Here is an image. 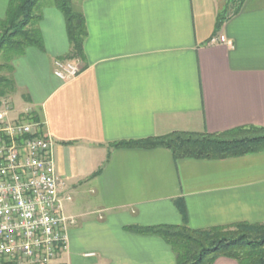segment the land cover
<instances>
[{
    "label": "crops",
    "instance_id": "1",
    "mask_svg": "<svg viewBox=\"0 0 264 264\" xmlns=\"http://www.w3.org/2000/svg\"><path fill=\"white\" fill-rule=\"evenodd\" d=\"M10 0H0V18ZM227 0H84L80 73L62 82L53 63L69 51L62 14L41 10L43 51L12 62L15 89L52 141L63 213L76 223L51 264H175L157 236L126 227L203 230L264 224V152L175 161L165 149L111 143L173 132L264 127V0H242L215 32ZM219 37L225 43H213ZM23 93V92H22ZM24 97V95H22ZM212 264H237L218 258Z\"/></svg>",
    "mask_w": 264,
    "mask_h": 264
},
{
    "label": "trees",
    "instance_id": "2",
    "mask_svg": "<svg viewBox=\"0 0 264 264\" xmlns=\"http://www.w3.org/2000/svg\"><path fill=\"white\" fill-rule=\"evenodd\" d=\"M41 0H10L3 19H0V56L13 72V60L24 56L29 48L43 51L38 28L41 20ZM84 0H79V2ZM242 0H227L218 14L215 32L228 16L239 11L236 5ZM73 0H53L62 14L69 51L63 60H82L86 27L82 13L72 8ZM3 68V66H1ZM11 76L0 77V100L14 91ZM26 98V97H24ZM27 99V98H26ZM33 121L40 123L36 113ZM112 149H165L175 161H217L245 157L264 152V127L243 126L217 133L173 132L162 137L120 141L109 145ZM183 224L179 226H129L126 230L135 234L157 236L175 255V264H212L224 257L237 264H264V224L239 223L231 227H213L203 230L190 229L186 223L183 204H178Z\"/></svg>",
    "mask_w": 264,
    "mask_h": 264
},
{
    "label": "built area",
    "instance_id": "3",
    "mask_svg": "<svg viewBox=\"0 0 264 264\" xmlns=\"http://www.w3.org/2000/svg\"><path fill=\"white\" fill-rule=\"evenodd\" d=\"M225 43L224 37L212 40ZM77 64L56 60L53 75L62 82L80 73ZM0 105V264H49L67 248L76 219L63 213L65 183L56 176L52 141L32 111L11 116Z\"/></svg>",
    "mask_w": 264,
    "mask_h": 264
},
{
    "label": "rangeland",
    "instance_id": "4",
    "mask_svg": "<svg viewBox=\"0 0 264 264\" xmlns=\"http://www.w3.org/2000/svg\"><path fill=\"white\" fill-rule=\"evenodd\" d=\"M78 3H79V0H73L72 8L74 10H76ZM38 6H39L40 10H42L43 8H46L48 6L55 7L53 4V0H41L39 2ZM3 18H4V16L0 19H3ZM1 66H3V68ZM7 67H8V63L5 62V60L2 56H0V77L9 78V76L11 74H10V71H8L6 69ZM22 92H20L17 89H14V91H12L8 97H5V99L0 100V105H1V103L5 102V103H9L12 106L11 116H16L19 113L23 112V110L26 107H31L29 102L26 99H24V97L27 96L26 95L27 92H25V91H22ZM22 95H24V97ZM49 264H51V263H49Z\"/></svg>",
    "mask_w": 264,
    "mask_h": 264
}]
</instances>
